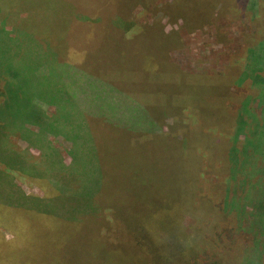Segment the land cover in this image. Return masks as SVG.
Segmentation results:
<instances>
[{"label": "trees", "instance_id": "16d2710c", "mask_svg": "<svg viewBox=\"0 0 264 264\" xmlns=\"http://www.w3.org/2000/svg\"><path fill=\"white\" fill-rule=\"evenodd\" d=\"M72 3L61 61L44 63L56 53L34 47L36 60L26 67L29 56L10 54L7 47L0 51L9 72L0 97L10 94L7 114L18 122L21 137L40 149L45 160L57 150L48 135L63 136L70 141L71 157L68 164L62 158L50 160L31 174L43 161L27 164L25 155L0 139V179H7L0 180V229L12 236L7 240L0 233V264H227L231 246L219 251L215 242L222 235L217 232L227 227L226 218L237 204L230 198L242 185L236 181L255 155L253 143L264 127V0ZM138 5L141 10L134 15ZM223 19L226 24L242 22L239 40L221 24ZM209 28L230 52L226 65L208 75L185 72L171 61V51L184 45L181 29L203 33ZM102 31L129 62L116 51L115 58L106 52L102 63H91L93 35ZM126 42L133 53L125 49ZM130 66L150 78L128 84ZM15 68L27 70V78L17 81ZM36 85H43L40 93ZM22 88L30 90L29 98H23ZM27 106L30 115L24 121L19 114ZM76 112L78 126L76 119L70 121L78 118ZM84 113L101 131L107 129L109 137L102 134L95 146L82 139ZM5 119L0 116L2 125ZM27 125L38 127L31 134L43 145L31 134L22 135ZM157 136L162 144H179L175 170L181 178L190 170L199 182L186 194L190 200L171 183L168 162L158 167L156 156L148 153ZM112 148L121 153L118 165L109 159ZM263 158L257 159L259 166ZM111 171H127L130 184L125 178L116 188ZM15 174L35 183L43 195L9 194ZM187 215L191 221L185 223Z\"/></svg>", "mask_w": 264, "mask_h": 264}, {"label": "rangeland", "instance_id": "374dc122", "mask_svg": "<svg viewBox=\"0 0 264 264\" xmlns=\"http://www.w3.org/2000/svg\"><path fill=\"white\" fill-rule=\"evenodd\" d=\"M84 1L94 5L100 0H0V51H3L2 49L7 47L10 48V50H8L10 54L21 53L25 57L29 56V58H26L23 62L26 67L32 66L36 60L33 58L34 56L32 53L34 47H37L40 51L45 53H56L54 58L49 57L48 61H43L44 63L48 62V65H51V62L56 63L57 61H61L64 49L65 31L67 30L66 25L74 15V9L72 8L74 4L72 2L80 4L81 2L84 3ZM117 1L118 0H112V3H117ZM140 10L141 7L138 5L133 9L134 12L132 13H137ZM142 20L143 18L140 17V21ZM221 24L225 25L226 30L230 32L231 37L235 38V40H239L242 37V31L244 29L241 21H237L234 24H226V21L223 19ZM213 33L214 31L211 28L203 33L200 31L187 33L185 30L181 29L180 34L184 45L181 48L171 51V61L188 73L198 74L206 72V74L212 75L215 71H219L226 65L228 61L227 55L230 52L227 47H223L216 42L212 35ZM95 34L96 35H93L94 43L91 45L90 51H88V58L91 60L92 64L95 60L98 63H102L104 60L103 53L106 52L110 53L111 59L115 58L118 55L116 51H119L120 57H125L127 62H129L126 53L124 51L120 52V46L113 43V37L109 38L106 31L97 32ZM5 36H9L11 40H6ZM127 43L128 42L125 44V49L128 50L129 53H133L135 50L131 47L127 48ZM131 44L134 46V43L131 42ZM152 51H154V49H152ZM7 60L9 61V59ZM107 61H109V59H107ZM37 62L41 63L40 60H37ZM129 71L132 74V80L128 83L130 85H132L134 81L142 79V81L145 82V79L150 78L146 77V72L137 71L132 66L129 67ZM4 72L2 59H0L1 88L4 86V83L9 81V72H5L6 77ZM27 74H29L27 70L24 69V71H21L19 68H15L13 72L14 78H16L17 81L23 78V76L27 78ZM261 75L264 78V71ZM30 77H32V74ZM42 86L43 85H36L34 87L35 92L40 93ZM21 91L27 94V96H23L24 99L30 97V90L28 88H22ZM8 93H10V91ZM9 100L10 94L6 95V93H4L0 97V116H7V119H5L6 122H3L7 126L4 124L2 125L0 121V135H2L1 133L7 132L6 137L2 136V138L0 136L5 146H9L13 151L25 155L24 158L27 164L34 162L40 164V161H43L39 167L35 168V171L31 172V174L34 172H41L50 160L58 162L59 158H62L63 161L68 164L71 161L69 154L70 141L66 140L63 136L49 134L47 138L48 143H51V146L57 150L55 154L53 152L54 157L52 159L44 160L42 151L32 146L29 141L21 137V133L18 131V122L7 114L9 112ZM253 105L256 109L257 101H254ZM29 110V106L20 110L21 114L19 115L24 121L27 120L26 116L30 115ZM14 112H16L15 109L11 111V113L15 114ZM76 114L78 118L73 116L70 119L71 122L73 119H76V121L73 120L75 122L74 126H78L80 123L79 115L77 112ZM82 121L85 125V129L82 133L83 140L89 141L95 146L102 138V134L105 137H109L108 134L104 133V131L107 130L105 126L101 127V131L88 113H84ZM27 127L28 131L25 130L26 132H22L23 136H27L31 134V132L35 134L38 132V127L36 126L27 125ZM258 130H260L261 134L257 137L252 147L255 155L249 159L247 168L243 170L242 174L240 173L241 177H238L236 181V185L242 184V187L240 186L241 190H239L238 193H232V197L230 198L232 203L235 201L237 204H233L231 209L232 215L226 218L228 220L225 223L227 227L225 226V228L223 227L222 230L219 229L217 232V235H222V237L216 239L215 242L219 251L227 245L231 246L232 255L229 257L225 256L224 259L227 264H264V171L262 170L264 168V158L261 160L262 166H259L260 156L263 157L264 155V127L258 128ZM70 135L75 136V133ZM34 136V134H31L32 139L37 142L38 140L36 141ZM160 136H157L155 143L145 147H147L148 153L151 156H156L158 159V167H160V165L162 167V163L165 161L168 162L167 168L169 174L171 172L170 175L173 177L170 181L174 186L181 189L178 193L185 197L186 194L191 193L190 188L191 190L199 188V182L196 180L194 173L190 170L184 171V178L179 176L180 173L175 170L176 161H174V158L178 155L179 144L175 142L172 144L168 141L165 142L166 144H162ZM37 143V145H43L42 142ZM139 146L140 145L137 144L139 150L144 149V147ZM109 154V159L115 165H118L119 161L122 160L121 153L118 149L112 148ZM256 154L260 156L258 157ZM257 159L259 160L257 161ZM189 162L190 160L188 163ZM38 168H40V170ZM3 169L5 170L6 168L3 167ZM0 170H2L1 165ZM173 173H175V175ZM127 175V171H124V173L111 171L112 178L117 180L116 188L120 187V181L123 182ZM8 178L11 179V176ZM0 180L7 182V179ZM11 183L12 185L7 190L12 196L43 195L41 189L27 178L16 176L15 174L14 177L12 176ZM126 183L130 184L127 178ZM188 183L190 187L187 186ZM143 190L146 192L149 191V186L145 185ZM156 190H158V188ZM186 199L190 200L187 196ZM207 209V207H202V212L207 211ZM190 221L191 218L187 215L185 223ZM230 221H232V225H230ZM0 233H2L7 240L12 238L11 234L7 231L0 229Z\"/></svg>", "mask_w": 264, "mask_h": 264}]
</instances>
